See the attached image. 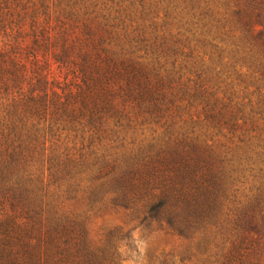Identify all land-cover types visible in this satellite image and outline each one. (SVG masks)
Segmentation results:
<instances>
[{
	"label": "trees",
	"instance_id": "16d2710c",
	"mask_svg": "<svg viewBox=\"0 0 264 264\" xmlns=\"http://www.w3.org/2000/svg\"><path fill=\"white\" fill-rule=\"evenodd\" d=\"M263 185L264 0H0V264H123L95 210L186 235Z\"/></svg>",
	"mask_w": 264,
	"mask_h": 264
},
{
	"label": "rangeland",
	"instance_id": "374dc122",
	"mask_svg": "<svg viewBox=\"0 0 264 264\" xmlns=\"http://www.w3.org/2000/svg\"><path fill=\"white\" fill-rule=\"evenodd\" d=\"M263 206L264 185L252 194L243 190L223 210L219 224L186 235L145 228L143 219L110 204L95 210L88 222L99 242L124 228L130 239L121 246L123 264H264ZM76 210L87 208L78 204Z\"/></svg>",
	"mask_w": 264,
	"mask_h": 264
}]
</instances>
